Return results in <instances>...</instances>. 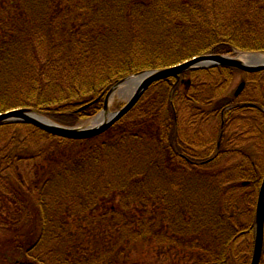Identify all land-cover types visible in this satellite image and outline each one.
Instances as JSON below:
<instances>
[{
	"label": "trees",
	"instance_id": "trees-1",
	"mask_svg": "<svg viewBox=\"0 0 264 264\" xmlns=\"http://www.w3.org/2000/svg\"><path fill=\"white\" fill-rule=\"evenodd\" d=\"M240 53L264 54V0H1L0 114L75 128L127 78ZM263 178L264 71L157 82L87 140L3 122L0 264H129L144 248L169 261L187 247L204 253L181 264H251ZM27 222L40 233L18 236Z\"/></svg>",
	"mask_w": 264,
	"mask_h": 264
},
{
	"label": "water",
	"instance_id": "water-1",
	"mask_svg": "<svg viewBox=\"0 0 264 264\" xmlns=\"http://www.w3.org/2000/svg\"><path fill=\"white\" fill-rule=\"evenodd\" d=\"M245 55H239L238 57H228V56H215L206 55L195 58L184 64L178 65L176 67L164 69V70H153L142 72L138 75L132 76L115 88H113L106 97L104 112L108 111V104L111 96L121 85L134 86L135 89L132 91L130 99L125 104V106L118 112L110 113L108 119L100 121V116L97 117V122L92 127L87 129L80 128H67L60 126L49 119L38 115L31 110H17L6 114L0 115V124L3 122L10 123H27L30 124L48 134L53 136L61 137L70 140H87L97 137L112 126L123 119L130 111L137 105L145 92L155 83L163 81L170 78H179L181 74L189 70L194 69H207L216 68L219 66L231 67L239 69L245 73H256L264 71V59L256 60L255 62L245 61L243 57ZM247 57H263L261 54H248ZM245 88V83H241L237 90L236 96H239ZM264 245V179L261 186L256 212V236H255V248L254 255L252 259V264H260Z\"/></svg>",
	"mask_w": 264,
	"mask_h": 264
},
{
	"label": "rangeland",
	"instance_id": "rangeland-1",
	"mask_svg": "<svg viewBox=\"0 0 264 264\" xmlns=\"http://www.w3.org/2000/svg\"><path fill=\"white\" fill-rule=\"evenodd\" d=\"M240 83H241V77L238 76L236 78V82H235V89L238 87V85ZM124 86L125 85H121L120 87H118L117 91L111 96L109 106H108V111L106 113H103L100 117L101 122L108 119L110 113L116 112L120 107L125 105L128 102V100L130 99V94L132 95V92L130 94H127V93L125 94ZM102 117H103V119H102ZM96 120H97V117L89 119V120L85 121V123L82 124L79 128L87 129L89 127H92L98 121V120L97 121ZM233 161H235V160H233ZM23 167H24V165H23ZM31 195H32L33 199L36 198V195H34L33 193H31ZM17 207H19V206L18 205L17 206L9 205L7 207L9 209V211L8 210H2L1 214H3L2 215L3 218L4 219L7 218L8 220H11L12 224H13V222L16 223L17 219L20 217V215H22V213L19 211V209ZM92 217H94V216H92ZM4 222L5 221L3 220V223ZM14 227H15V225L13 226V230H14ZM18 227L20 228V226H18ZM34 230L37 231L38 233H40L39 224L37 222H36V224L34 222H32V223L27 222L25 227L22 228L21 231L17 235L20 236V234H22V235H26L27 237L31 235V237H32L34 235V233H33ZM37 236H38V234H37ZM37 238H36V240H37ZM157 244H159V242L155 243V245H157ZM210 244L211 243H209V241H206V243L204 244V247L206 246V248H207ZM2 246L8 247V243L6 242L5 238H3L0 235V251L2 249ZM163 248H165V247H163ZM180 248H182V247H180ZM196 249H197V247H195L194 250L193 249L189 250V247H187L185 249V251H186L185 254L183 252H177V250H175L174 252L176 254L170 253L172 258H170L169 261H167L163 255L161 258H158L155 255L150 254L149 252L146 253L147 249L144 248L143 250H145V252L143 250L142 251L140 250L138 255L137 254H129L126 259H128L127 262H129V264H139V262L142 264H181L182 255H183V258H186L188 256L190 257L192 255V253L194 255H196L198 253L199 254L204 253L199 248L197 250ZM180 250H183V249H180ZM184 262H189V260H187V261L184 260Z\"/></svg>",
	"mask_w": 264,
	"mask_h": 264
},
{
	"label": "bare ground",
	"instance_id": "bare-ground-1",
	"mask_svg": "<svg viewBox=\"0 0 264 264\" xmlns=\"http://www.w3.org/2000/svg\"><path fill=\"white\" fill-rule=\"evenodd\" d=\"M241 58H243V60H245V61H250V62H255L256 60H263L264 58L263 57H247V56H243V57H241ZM168 69V68H167ZM117 86V85H116ZM115 86V87H116ZM114 87V88H115ZM134 89H135V87L134 86H128V85H125L124 86V91H125V94L127 93V94H130L132 91H134ZM130 96H131V94H130ZM102 119H103V117H102ZM252 264V263H251Z\"/></svg>",
	"mask_w": 264,
	"mask_h": 264
}]
</instances>
